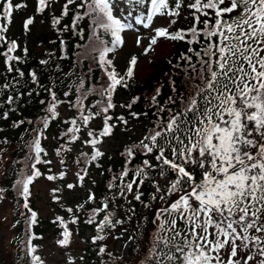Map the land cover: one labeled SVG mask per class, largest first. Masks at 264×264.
Listing matches in <instances>:
<instances>
[{
    "label": "snow or ice",
    "instance_id": "6c2138e0",
    "mask_svg": "<svg viewBox=\"0 0 264 264\" xmlns=\"http://www.w3.org/2000/svg\"><path fill=\"white\" fill-rule=\"evenodd\" d=\"M73 4L76 9L71 16L73 31H82L79 20L87 17L91 21L90 30L96 41L91 50L98 53L101 66L112 65L111 60L105 59L106 53L112 49L104 36L110 35V43L117 45L122 43L123 29H132L136 25L148 27L157 13H167L172 23L182 6L193 10L188 13L193 18L188 27L169 31L166 25L157 26L150 39L153 43L157 37L186 40L189 45L198 42V49L189 47L181 58L185 66L192 69L193 79L198 77L199 83L187 98L182 92L177 93L179 105L171 95L165 104H160L157 96L161 89H155L151 99L154 105H158L154 115H160V118L142 139L124 149L121 171L118 177H112V180L119 178L121 184L115 186L109 181L108 188L118 187L116 195L128 197L131 193L129 198L142 201L141 186L150 182L159 199L175 197L167 207L155 209L153 223L156 227L150 250V259L154 258V264H249L253 260L256 264H264V0H191L186 5L184 0H79L78 3L62 0L60 15L52 17L54 27L60 24V16L66 14L68 6ZM26 7V0H0V45L6 44L3 63L8 72L15 71L22 79L27 75L32 82L39 84L36 71L26 74L10 63L15 61L19 64L24 59L18 54L13 55L19 46L16 39L8 37L7 31L13 10ZM49 7L55 11L57 6L52 0H36L35 12H44ZM33 23V15L24 18L25 33L30 31ZM96 30H101L104 35L96 34ZM140 42L137 36L136 43ZM60 43L63 45L64 41ZM150 47L151 44L145 47L144 52L147 53ZM47 55L50 57L51 52ZM136 60L135 56L131 58L125 75L117 73L114 67L111 70L105 67L110 83L100 88L99 94L107 97L102 103L97 102L96 107L100 111L89 110L84 114V109L91 108L81 102V97L85 95L82 91L84 80L76 85L80 95L76 104L70 107L77 109L80 123L75 117H70L71 126H67L66 132H61L60 136L67 133L69 141H76L81 125L87 126L85 131L91 139L85 138L83 142L91 145L90 154L80 153L85 163L104 155L98 144L104 136L113 133L114 125L110 123L113 117L109 115V109L115 107L113 90L118 84H123L126 76L133 75ZM39 63L46 65L48 61L41 59ZM56 67L59 68V65ZM172 83L175 85L174 81ZM17 84L19 80L11 85L4 83L0 88L9 89ZM47 91L51 99L43 116L38 118L43 128H47L49 121L59 115L57 105L61 104L51 87ZM87 91L92 92L93 89L88 88ZM173 92H177L174 86ZM19 95L8 94L6 99L14 102ZM136 99L138 97H133V101ZM123 106L131 107L130 104ZM101 112L104 113L102 127L96 133L89 121ZM162 113H166V117ZM2 115L7 118L9 112L4 111ZM130 115L137 117L141 113L133 111ZM116 119L127 123L122 115ZM23 122L16 119L13 125ZM41 134L37 130L31 144L32 150L37 153L36 160L40 159L38 154L42 151ZM62 147L67 148L68 145ZM137 148L144 156L142 162L132 168L130 161L137 155ZM153 170L163 178L164 188L157 179H152ZM38 175L40 173L33 165L30 174L17 173L12 184L23 198V207L30 214L31 222H36L38 213L29 206V185ZM59 175L64 176L65 173L60 172ZM85 175L86 172L78 174V179L83 181ZM73 186L72 183L67 184L68 189ZM3 192L4 189L0 188V194ZM156 198V195L150 197ZM93 199L94 193L90 191L87 200ZM142 203L145 208L149 207L147 202ZM108 207L105 200L104 208ZM98 212H101L99 206L90 209L91 217H96ZM101 214L103 218L96 217L98 222L95 223L98 233L103 231V226L115 227L123 223L121 219H114L111 211ZM55 219L62 225L65 223L60 216ZM72 220L77 221V217L73 215ZM88 223L92 224L93 219L90 218ZM99 238V235L91 237L93 242ZM27 239L31 241V236ZM69 242V230L64 228L63 238L58 240V244L68 245ZM35 248L32 243L26 245V254L30 258L28 264H43ZM99 250L103 253L104 246L101 245ZM225 252L228 255L222 259ZM240 252H246V255H240ZM73 259L68 257L70 262Z\"/></svg>",
    "mask_w": 264,
    "mask_h": 264
},
{
    "label": "trees",
    "instance_id": "16d2710c",
    "mask_svg": "<svg viewBox=\"0 0 264 264\" xmlns=\"http://www.w3.org/2000/svg\"><path fill=\"white\" fill-rule=\"evenodd\" d=\"M78 2L79 0H74V3ZM35 3L36 0L31 4L34 11ZM75 11L74 4L69 5L68 12L60 16L61 22L56 27L52 25L51 21L54 15H60V8L55 11L46 10L37 13L39 17H34V23L30 25V31L27 33L24 32L22 20L25 14H19L13 18L18 25L13 22V27L10 31H7V35L10 39H16L18 42L19 47L13 55L18 54L24 59L19 64L15 61L10 63L25 71L26 74L31 70L36 71L39 77V84L32 82L27 75L22 79L15 71H7L3 63V49L6 47V44L0 45V85L4 83L11 85L13 81L19 80V84L12 88H0V146L2 148L12 147L10 148V150L12 149L11 154L7 156L6 161L1 167L0 185L4 189L3 193L8 195L11 200H16L20 205L23 203V198L18 195L17 190L12 187V184L16 180L17 173L30 174L33 165L40 161V159H35L37 153L32 150L31 144L33 143L37 127L42 126L38 118L43 116L46 104L51 99L47 89L51 87L56 92L57 98L61 100V105L70 107V105H75L77 102V97L80 94L76 91V85L83 79L84 85L82 86V91L85 95L89 93L87 91L88 88L93 89L92 95H87L83 98L87 99L88 105L91 106L90 110L98 109L96 107L97 102L102 103L107 100L106 96H98L100 91L96 88L99 85V80L105 78L100 61L94 57L91 60L90 57L78 56L87 38H95V36L90 30L91 21L87 17L78 21V25L82 31H73L71 16ZM191 11L193 10H189V12ZM178 17L181 18V21L178 19L175 23L172 22V26L168 27L169 31L188 27L193 19L192 17H187L185 20L184 17L179 15ZM200 26L202 27V25ZM58 29H63V31H58ZM96 34L104 35L101 30H96ZM61 40L64 41L63 45L60 43ZM172 40L176 47L169 58L153 64L152 72L137 86L131 84L129 78L126 77L124 89L119 90V94L116 93L118 96L126 98L127 102L129 100L128 104L131 107H128V109L124 107L127 112H139L141 113L139 115L141 117L145 115L149 120L154 121L152 126L160 118V115H154L158 105H154L152 97H150L155 94L157 87L161 89L160 94L157 96L160 104H165L167 97L171 95L176 100V104L179 105L180 101L177 98V93L182 92L185 98H187L189 94L194 93L195 86L199 83L198 77L193 79L194 74L192 69L187 68L185 61L181 58V54L186 53L189 47L198 49L200 47L199 43L194 42L192 45H189L186 40ZM25 48L28 49L27 52L24 51ZM48 52H51L50 57L47 55ZM188 54L193 55L192 53ZM41 59H46L48 63L41 65L39 63ZM193 62H195V56H193ZM56 65H59V68ZM198 70L197 67V72ZM119 72L121 75H125L126 70L120 69ZM173 81L175 85H173ZM173 86L177 92H173ZM65 92L68 93L67 96L64 95ZM16 93L20 94L19 97L14 102H8L6 96L8 94L15 95ZM133 97H138V99L133 101ZM41 101L45 103L42 104ZM113 102L115 105L118 104L116 95H113ZM71 108L75 112L74 116H78L77 109ZM4 111L9 112L7 118L2 115ZM161 115H165L166 117V113H162ZM16 119H22L24 122L14 126L13 121ZM120 147L122 150L115 153L117 156L105 155L103 157V161L100 164L105 175L104 179L108 178L110 180L111 174H114L115 171L121 168L122 162L125 159L124 149L127 147L125 145H120ZM136 152L137 155L130 161L132 168L140 164L144 156L139 148L136 149ZM35 168L41 173L38 163ZM154 176H156L155 170H153L152 179H154ZM103 184V181L97 183L96 191L102 189ZM120 184L116 185L120 186ZM141 188L142 201L149 204L147 208L144 207L142 201L135 200L134 198L128 197L125 200L122 195L121 198L116 197L115 199L114 218L121 219L123 222L126 221L125 224L133 227L135 231V243L138 245L133 256H139L136 261H131V259L124 261L112 258V260L117 261L119 264H142L141 255L143 258L147 255L146 259L151 261L150 264H154V258L150 259V250L154 243L153 230L156 227V224L153 223L155 209L167 207L171 200L175 199L174 196H170V198L164 200L159 199V194L154 193L153 185L150 182L142 184ZM161 188L164 187L161 186ZM116 190H118V187H116ZM153 195H156L157 198L150 199ZM98 199H102V197L98 196ZM129 200H132L131 205L128 204ZM98 206L101 208L100 204ZM139 206H142V209H139ZM28 262V260H20L18 264H28ZM0 264H6L1 254Z\"/></svg>",
    "mask_w": 264,
    "mask_h": 264
},
{
    "label": "rangeland",
    "instance_id": "374dc122",
    "mask_svg": "<svg viewBox=\"0 0 264 264\" xmlns=\"http://www.w3.org/2000/svg\"><path fill=\"white\" fill-rule=\"evenodd\" d=\"M161 24L165 23V20L160 22ZM158 24L157 17L153 18V22L149 24L148 27L144 25V28H132V29H123L122 33V46L121 50L117 51L114 54L115 59H122L126 57L130 53H137L139 60L136 66L135 76L136 80H141L145 78L150 73V62L153 60H157L161 57L168 55L171 51V44L169 41H161L153 43L149 38L153 33V29ZM137 36L140 37V44L136 43ZM149 51L147 53L144 52V48L148 47ZM59 115L61 117L66 116L68 111L66 109H62L61 107H57ZM97 121H92V125H97ZM116 130L114 131L113 136L108 138H102L98 147L101 151H105L108 153H113L114 150L117 149L119 143H126L129 140H132L133 137H142V129L143 126L140 122H129L127 124H123L116 121H113ZM100 125L102 123L100 122ZM58 134L54 132L46 133L43 132L41 134L40 140L46 144L50 142L57 141ZM88 137L84 136V139ZM74 144L69 151L72 152L73 155H80L81 152H86L90 149L91 145H86L84 142ZM49 146V145H48ZM48 150L51 151L50 147ZM52 152V151H51ZM55 155L53 154L48 159H52ZM53 169L57 172H65L68 176L67 184L72 183L74 186L72 189L66 190L62 194H57L54 191L56 188L55 184L47 180L46 178L40 179L33 186L34 193V204L38 208V213L42 219H51L54 216L55 212L62 214L64 205H75L81 200L87 201V195L91 191L90 187L87 186L83 181L78 179V176L75 172L74 164H70L67 161H63L62 159L53 160ZM158 181L164 183L163 178H158ZM53 197H57L58 199H53ZM88 233V232H87ZM12 234L11 224H10V208L6 207L4 203H0V242L2 245H6L7 241L10 239ZM130 236V235H129ZM129 236H120V239L116 242L112 240L114 234L107 237L108 246L113 249L115 253H117L120 257H127L128 250L131 245V240L128 239ZM71 241H77V246H72L70 244L62 246L57 243L56 240H53L50 236L45 237L40 246V252L43 260L48 264H65L68 260V257L71 256L74 259L76 257L81 258L84 255L85 247L82 243L78 242L77 236L72 237ZM70 241V242H71ZM239 243V241L237 242ZM240 255H246V252H240ZM228 253H224L221 257L224 259ZM72 260L76 264V260ZM258 259V257H257ZM243 264V262H241ZM249 264H256L255 260L249 261Z\"/></svg>",
    "mask_w": 264,
    "mask_h": 264
}]
</instances>
